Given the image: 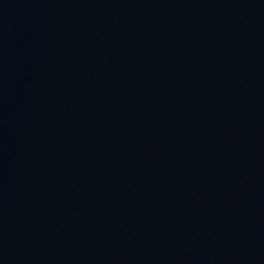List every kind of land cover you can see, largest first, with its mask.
<instances>
[{
    "label": "water",
    "instance_id": "obj_1",
    "mask_svg": "<svg viewBox=\"0 0 264 264\" xmlns=\"http://www.w3.org/2000/svg\"><path fill=\"white\" fill-rule=\"evenodd\" d=\"M0 264H264V0H0Z\"/></svg>",
    "mask_w": 264,
    "mask_h": 264
}]
</instances>
